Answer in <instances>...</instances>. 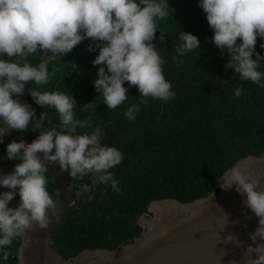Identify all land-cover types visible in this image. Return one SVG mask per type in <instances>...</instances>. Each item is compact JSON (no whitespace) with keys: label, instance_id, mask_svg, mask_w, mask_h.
I'll return each mask as SVG.
<instances>
[{"label":"clouds","instance_id":"obj_1","mask_svg":"<svg viewBox=\"0 0 264 264\" xmlns=\"http://www.w3.org/2000/svg\"><path fill=\"white\" fill-rule=\"evenodd\" d=\"M200 6L214 32L212 42L222 56L225 51L229 54L225 68L234 70L242 80L264 87V72L258 71L264 57L255 50L257 37L264 38V0H200ZM168 9L167 0H0V56L15 57L14 61L0 58V118L5 125L0 135L5 137L9 129L26 132L30 123L31 130H40L31 143L12 141L6 147L7 158L18 162L12 173L0 176V185L10 189L0 193V249L8 248L17 238L23 239L24 247H31L38 240L28 233L48 228L52 218L62 211L47 188L49 164L57 163L74 179L90 177L96 184L110 183L120 192L110 169L121 163L123 154L116 147L102 145L99 127L77 134L78 129L90 128L92 121L75 117L77 103L73 95L29 90L38 105L56 110L60 131L45 127L46 113L36 119L29 104L14 98L23 94L26 82L47 84L54 74L49 73L46 61L37 67L27 58L38 49L49 52V59L63 57L90 39L93 43L87 51L99 48L92 61L94 66H100L93 81L97 93H102L107 108L115 110L128 99L125 81L137 87L140 103L124 113L134 120L148 98L175 99L172 84L164 76V61L153 43L157 22L169 15ZM159 40H165L164 33L160 32ZM179 40L177 56L200 47L198 37L190 32H181ZM254 53L256 59L252 58ZM70 65L78 71L74 61ZM242 94V88L235 89L236 97ZM83 106L88 109L92 104ZM222 180V188L235 187L237 193L246 195L243 203L259 218L258 227L249 234L255 246H247L245 264H264V188L260 187V179L234 167ZM17 189L21 202L15 208L9 207ZM79 189L91 191L89 184H81ZM258 239L262 242L256 243ZM234 240L240 246L234 234H228L224 243ZM8 256L5 250L3 258L7 260Z\"/></svg>","mask_w":264,"mask_h":264},{"label":"trees","instance_id":"obj_2","mask_svg":"<svg viewBox=\"0 0 264 264\" xmlns=\"http://www.w3.org/2000/svg\"><path fill=\"white\" fill-rule=\"evenodd\" d=\"M167 2L169 15L157 22L153 43L164 61V76L172 84L175 99L148 98L136 118L129 120L125 111L139 104L141 97L137 87L125 81L128 99L115 110L107 108L102 93H97L93 84L100 66H94L92 61L99 48L87 51L88 45L93 43L90 39H85L63 57L55 56L47 64L49 73H54L47 84L27 83L26 103L34 105L31 108L35 110L36 119L42 112L46 113L45 127H56L57 131L60 129L56 110L38 105L29 90L73 95L77 103L75 117L92 121L90 128L78 129L77 134L90 133L96 127L102 130L107 122L120 131L138 132L154 125L160 116L157 127L137 135L106 129L102 145L116 147L123 154L121 163L110 169L119 182L120 192L110 183L96 184L94 199L68 210L51 230L50 248L64 260L84 249L118 253L122 245L132 242L141 232L137 219L146 212L149 202L173 199L187 203L209 193L216 194L219 189L214 182L226 169L237 160L248 155L259 156L264 150V87L242 80L234 70L225 68L229 54L225 51L222 56L212 42L214 32L200 0ZM160 32L165 35L163 42L159 40ZM181 32L196 35L199 49L177 56ZM262 44L264 38L258 36L255 50L264 57ZM42 52L38 49L27 58L28 62L36 65ZM252 58L256 59L255 53ZM73 61L78 71L71 67ZM179 61L183 63L177 66ZM258 71L264 72V59L259 61ZM236 88L243 89L240 97L234 95ZM90 102L92 107L85 109L83 105ZM39 134L40 130H32L29 136L35 139ZM0 139V154L7 157L6 147L11 141L7 135H0ZM9 161L14 171L18 161ZM63 173L73 201L90 196V177L81 181L68 172ZM46 176L48 191L54 198L53 186ZM81 184H89L91 191L81 192ZM16 194L20 198L18 189ZM18 246L19 238L8 248L0 249V264H16ZM5 250L9 253L7 260L3 258Z\"/></svg>","mask_w":264,"mask_h":264},{"label":"water","instance_id":"obj_3","mask_svg":"<svg viewBox=\"0 0 264 264\" xmlns=\"http://www.w3.org/2000/svg\"><path fill=\"white\" fill-rule=\"evenodd\" d=\"M48 57L49 52H42L38 63L34 66L38 67L41 62L45 61L48 64L54 58L49 59ZM0 58L14 61L13 57H9L7 54H2ZM27 83H25L23 94L14 96L21 103H26ZM162 112L161 109L160 115ZM159 123L160 116L154 125L147 126L138 132H130L120 131L111 122H107L102 126L101 141L107 128L118 133L137 135L152 127H157ZM0 124L3 128L5 127L2 118H0ZM7 136L11 142L23 140L26 143H31L33 141L23 131L15 129H9ZM39 155L42 159V154ZM248 161L250 164L243 167L242 170L257 175L260 179V187L264 188L263 150L259 156H245L226 169L214 182V185L219 189L216 194L209 193L205 197L187 203L173 199L149 202L146 212L140 214L137 219V223L142 229L141 232L133 238L132 242L122 245L118 253L106 249H84L66 260L50 248V232L58 225L68 210L93 200L97 193V186L92 180L90 196L73 201L63 171L57 163L49 164L46 174L54 189V199L59 201L62 211L58 216L52 218L48 228H36L35 231L28 233L30 237H35L38 240L31 247H24L23 239L19 238L16 264H245L248 260L244 256L247 246L249 244L255 246L249 234L258 227L259 218L243 203L246 195L237 193L235 187L224 189L221 184L223 183L222 178L231 169ZM12 172L13 168L9 159L0 154V176ZM9 190L0 185V193ZM20 202L21 199L15 193L14 198L9 202V207L15 208ZM146 214H149L148 218H146ZM49 215L51 216V213ZM228 234H234L241 242L240 246H237L235 240L224 243ZM260 242L262 241L258 239L256 243Z\"/></svg>","mask_w":264,"mask_h":264},{"label":"bare ground","instance_id":"obj_4","mask_svg":"<svg viewBox=\"0 0 264 264\" xmlns=\"http://www.w3.org/2000/svg\"><path fill=\"white\" fill-rule=\"evenodd\" d=\"M250 164V162L248 161V162H243V163H241V164H239L237 167H239V168H243V167H246V166H248ZM153 207H155V206H153Z\"/></svg>","mask_w":264,"mask_h":264},{"label":"flooded vegetation","instance_id":"obj_5","mask_svg":"<svg viewBox=\"0 0 264 264\" xmlns=\"http://www.w3.org/2000/svg\"><path fill=\"white\" fill-rule=\"evenodd\" d=\"M30 106L32 107V106H34V105H30ZM30 131H32V130H31V125H30V130H28V131L25 132V133H26L25 135L28 136L29 138H31V137L29 136V135H30ZM31 139H33V138H31ZM33 140H34V139H33ZM148 217H149V214H146V218H148Z\"/></svg>","mask_w":264,"mask_h":264},{"label":"rangeland","instance_id":"obj_6","mask_svg":"<svg viewBox=\"0 0 264 264\" xmlns=\"http://www.w3.org/2000/svg\"><path fill=\"white\" fill-rule=\"evenodd\" d=\"M141 222V220H139Z\"/></svg>","mask_w":264,"mask_h":264}]
</instances>
